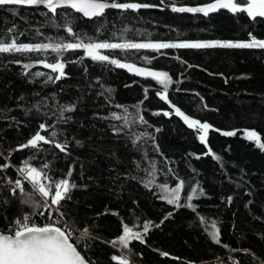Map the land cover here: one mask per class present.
I'll return each mask as SVG.
<instances>
[{"label":"trees","instance_id":"1","mask_svg":"<svg viewBox=\"0 0 264 264\" xmlns=\"http://www.w3.org/2000/svg\"><path fill=\"white\" fill-rule=\"evenodd\" d=\"M208 1L117 0L154 7L106 9L102 17L91 19L69 9L55 19L60 25L70 21L79 38L94 42H248L249 34L264 40V19L250 20L243 12L220 10L202 16L171 10L172 6ZM45 12L42 6H0V40L77 42L64 27H52L51 13L45 16ZM102 52L123 63L166 72L172 83L165 92L152 77L81 59L82 50L62 55L50 50L0 55V164L11 165L0 172L5 182L0 199L11 201L0 207V213L8 218L0 216V228L29 211L9 196L6 186L8 179L20 178L17 168L28 160L37 168L48 164L43 170L54 179L73 169L71 182L77 188L69 193L71 201L61 203L67 204L63 211L73 229L72 241L79 244L91 264H116L113 255L127 256L130 264H261L264 150L247 140L244 132L256 131L264 143V49ZM41 60L65 62V78L47 80L57 73L37 63ZM25 63L36 65L28 75L22 67ZM34 72L46 75L36 77ZM160 94L168 100H161ZM73 105L75 110L64 112L61 118L60 109ZM171 106L211 126L206 144L200 142L198 129L189 128ZM113 114L135 123L125 127L123 119H112ZM140 117L147 123H141ZM41 123L50 126L48 133L41 135L56 131V142L68 143L67 155L43 144L39 151H15L36 134ZM227 131L236 135L222 134ZM142 133L147 136L136 142ZM33 155L35 159H31ZM149 173L155 182L146 187L153 179ZM181 180V204L193 188L203 192L191 201L195 211L177 208L160 198L158 185L174 187ZM200 217L209 224L215 221L220 244L211 240ZM33 219L39 223L42 217ZM145 223L150 228L144 243L132 241L128 250L112 246L111 242L123 234L124 225L143 232ZM85 228L90 235L79 242Z\"/></svg>","mask_w":264,"mask_h":264},{"label":"snow or ice","instance_id":"2","mask_svg":"<svg viewBox=\"0 0 264 264\" xmlns=\"http://www.w3.org/2000/svg\"><path fill=\"white\" fill-rule=\"evenodd\" d=\"M163 3V0H161ZM42 6L47 12L44 13L49 17V24L52 27L60 28L64 27L65 31L74 37L77 42H50L40 44H27L18 43L16 39H12L10 42L0 40V55L2 54H32V53H47L49 50L58 55H62L68 51L82 50L83 58H89L94 62H106L114 65L116 68L127 69L137 76L152 77L160 85H163L165 92H167L169 84L172 83L169 75L166 72L151 71L142 67H136L132 63H123L118 59L111 58L109 55L103 54L102 50H141V49H152L159 51L160 49L169 48H192V49H207V48H227V49H264V40L257 39L250 35L248 42H180V43H133V42H122V43H109V42H94L91 39L87 41L78 37V34L73 32L70 26V21H66L65 25H60L56 22V17H63L67 10H74L76 13L82 14L87 18L102 17L105 14L106 9H121V10H139L140 8L154 7L148 4L139 3H120L117 0H0V6ZM242 5H247L242 7ZM218 9H227L233 13L246 12L249 17L253 20L256 17H264V0H215L213 3H209L202 7H176L172 6L173 12H191V13H203L208 15L210 12H215ZM58 10H63L58 12ZM20 63L19 61H16ZM78 62V61H72ZM150 63V61H148ZM45 69H50L52 73H57L53 78L47 76V80L59 81L65 78L66 73L65 62L57 60L56 62L38 61ZM36 65L25 63L22 67L26 70L25 75H28V70L35 67ZM32 75L36 77L45 76L44 72H34ZM107 91H111L108 89ZM21 99H23L21 97ZM161 100H168L167 95L160 94ZM119 107V106H118ZM174 108L175 115L183 119L184 123L189 128L198 129L199 140L201 143L206 144L208 131L210 125L208 123H200L195 119H190L185 115L178 107L171 106ZM75 110V106L62 107L60 109V116L63 117L64 112H71ZM125 111H127L125 109ZM164 115H169L165 112ZM112 119L124 121V126L127 127L130 123L135 121H129L127 117H121L120 115L113 114ZM141 123H147L143 120V117L139 118ZM50 126L41 123L39 130L34 136H32L25 144L19 145L15 151H22L23 149H36L40 150L41 145H53L60 152L68 154V143L56 142L55 137L56 131H52L49 135H41V132L48 133ZM115 127V126H114ZM116 131H121V128H116ZM160 131V129H156ZM223 135L234 136L235 131L223 132ZM245 138L249 141L255 142V145L264 150V143L261 142L260 135L254 130H249L244 133ZM147 136V133H142L136 137V142L140 141L142 137ZM154 139V138H153ZM80 142L77 141V144ZM158 150V149H157ZM211 153V149H209ZM2 155V153H0ZM6 157L5 159L10 158ZM199 158V157H197ZM35 159V155L31 157ZM214 159L219 157L214 156ZM11 165L8 163L0 164V172L5 171ZM48 164H44L42 168L33 166L28 160L23 162V166L17 168V173L20 178L8 179L6 181L7 191L10 197L19 200L21 205L26 207L29 211L21 214L19 217L8 221L6 228H0V264H91L89 260L82 254L79 249V244L72 241V231L70 229L67 217L68 213L63 211L67 207V204H62V201H71L72 196L69 194L73 189L77 188L74 182H71L73 169L70 167L68 172L63 178L54 179L49 176L46 171ZM153 175L152 173H149ZM155 182V177L146 184L149 187ZM5 182L0 178V194H2L3 185ZM29 185L30 187H26ZM162 195L160 198L167 202L169 205L175 207H187L195 211L196 206L191 203L193 199L199 198L203 195V192L199 193L195 188L191 190V194L185 197L186 203L181 204V191L184 187V181H180L175 187L169 188L166 184L158 185ZM38 197V199H37ZM231 202V197L228 198ZM11 201L7 198L0 199V207L4 204H8ZM45 213L47 216L45 217ZM55 214V215H54ZM169 216L171 213L168 214ZM7 220V216L0 213ZM40 216L46 218L50 223L38 224L35 222L33 217ZM168 217L166 216L165 219ZM201 222L206 224V231L211 240L220 244L219 229L216 227L215 221L210 224L205 220L204 217H200ZM150 225L145 223L143 225V232L134 231L132 227L124 225L123 234L119 237L118 241L114 240L111 242L113 247L117 244L125 250L129 249V245L132 241H139L144 243V237L148 233ZM210 229V230H209ZM88 230L85 228L81 230L79 242H83L85 238L89 236ZM227 247V245H225ZM248 252L247 249L243 250ZM162 255H168L162 253ZM116 264H130L129 259L125 255H113L111 257ZM253 259H258L253 256ZM264 264V261H261Z\"/></svg>","mask_w":264,"mask_h":264},{"label":"water","instance_id":"3","mask_svg":"<svg viewBox=\"0 0 264 264\" xmlns=\"http://www.w3.org/2000/svg\"><path fill=\"white\" fill-rule=\"evenodd\" d=\"M213 2H215V0H211V1H208V2H205V3H200V4H193V5L184 4V5H179V6H176V7H202V6H206L207 4H209V3H213ZM246 6H247V5H242V7H246ZM220 10L227 11V12H229V13H233V12L227 10V9H218L217 11H220ZM72 11H74V10H72ZM217 11H215V12H217ZM215 12H210L208 15L213 14V13H215ZM180 13H187V14H192V15L195 14V15L207 16V15H204L203 13H191V12H180ZM243 13L246 14V16H247L250 20H253L251 17H249V16L247 15L246 12H243ZM78 14H80V13H78ZM80 15L83 16L82 14H80ZM83 17H84V16H83ZM84 18H87V17H84ZM256 18L264 19V17H256ZM87 19H90V18H87Z\"/></svg>","mask_w":264,"mask_h":264},{"label":"built area","instance_id":"4","mask_svg":"<svg viewBox=\"0 0 264 264\" xmlns=\"http://www.w3.org/2000/svg\"><path fill=\"white\" fill-rule=\"evenodd\" d=\"M44 223H50V221L46 220V218H42L38 224H44ZM70 229H71V231L73 230L71 226H70Z\"/></svg>","mask_w":264,"mask_h":264},{"label":"rangeland","instance_id":"5","mask_svg":"<svg viewBox=\"0 0 264 264\" xmlns=\"http://www.w3.org/2000/svg\"><path fill=\"white\" fill-rule=\"evenodd\" d=\"M204 42V41H203ZM133 43H173V42H133ZM180 43V42H179ZM246 132V131H245ZM244 132V133H245ZM175 187V186H174ZM169 188H173V187H169Z\"/></svg>","mask_w":264,"mask_h":264}]
</instances>
